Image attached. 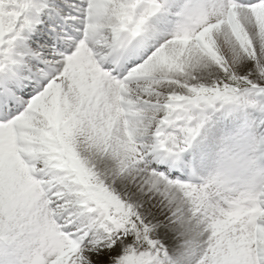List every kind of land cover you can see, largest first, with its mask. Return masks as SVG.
<instances>
[{"label": "snow or ice", "instance_id": "6c2138e0", "mask_svg": "<svg viewBox=\"0 0 264 264\" xmlns=\"http://www.w3.org/2000/svg\"><path fill=\"white\" fill-rule=\"evenodd\" d=\"M0 264H264V0H0Z\"/></svg>", "mask_w": 264, "mask_h": 264}]
</instances>
